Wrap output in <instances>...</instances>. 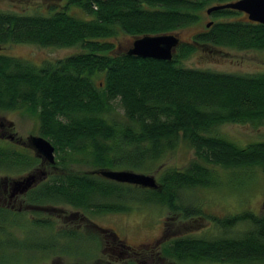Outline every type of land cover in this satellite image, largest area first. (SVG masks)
Here are the masks:
<instances>
[{"label": "trees", "instance_id": "16d2710c", "mask_svg": "<svg viewBox=\"0 0 264 264\" xmlns=\"http://www.w3.org/2000/svg\"><path fill=\"white\" fill-rule=\"evenodd\" d=\"M228 1L234 0H64L61 7L46 13L0 10L1 45L83 49L40 66L0 54V112L24 109L35 114L39 135L53 144L57 156L49 164L30 145L0 146L2 169L37 172V184L22 194L25 206L66 205L85 215L126 213L134 204L168 207L180 221L207 219L216 234L173 230L169 216L156 252V247L137 250L109 229L96 227L115 241L121 259L130 264H144L145 255L173 264H264V202L262 213L216 215L181 198L188 189L220 185L213 166L242 173L257 168L264 173V140L239 146L217 132L224 123L257 125L264 120V72L227 73L183 65L207 45L264 50V25L248 18L212 22L191 41L180 42L170 60L129 55L112 41L119 33L133 39L175 33L198 22L206 6ZM72 7L82 15L70 11ZM238 13L221 9L210 15L227 18ZM180 143L189 146L194 157L182 169L159 173L156 188L116 182L99 173L104 169L150 172ZM39 163L62 171L47 176L36 168ZM74 164L84 168L74 169ZM1 186L4 199L9 192ZM11 202L0 203V250L15 253L31 248L48 255L55 252L51 247L59 238L67 242L78 237L75 229L56 232L49 217L34 218L32 223L25 220L23 230L29 224L46 227L52 232L51 241L27 243L15 234L24 213Z\"/></svg>", "mask_w": 264, "mask_h": 264}, {"label": "rangeland", "instance_id": "374dc122", "mask_svg": "<svg viewBox=\"0 0 264 264\" xmlns=\"http://www.w3.org/2000/svg\"><path fill=\"white\" fill-rule=\"evenodd\" d=\"M63 3L64 0H0V10L19 13H46L52 11L51 9L61 7ZM207 7L201 11L198 22L180 28L175 32L181 42H189L194 35L207 30L209 26L207 27L206 23L209 21L216 22L223 19L244 21L247 19L246 14L240 11L238 14L227 18H215L206 14L205 9ZM70 11L82 15L73 7L70 8ZM112 41L119 51H124L131 46L133 38L125 33H119L118 37L112 39ZM81 51L83 49L78 45L42 47L29 43L0 44V54L18 57L36 66H40L45 60L54 61ZM183 65L227 73L251 74L264 72V50H239L224 46L207 45L192 53L183 61ZM116 109L121 113L119 107ZM0 117L11 120L13 128L8 132L21 138L26 146L28 145L27 138L29 136L39 135L38 118L35 114L20 109L2 111ZM217 132L237 145L244 146L253 141L264 140V120L257 125L224 123L217 127ZM10 145L15 144H11L2 136L0 137V146L11 147ZM193 157V150L185 143H180L172 152L155 164L153 168L157 166L156 169L146 173L154 175L157 180L159 173L169 168L182 169ZM55 158L57 159L56 154ZM70 167L73 168V166ZM213 167L216 169L221 184L216 187L195 188L184 191L181 198L185 203L191 201L200 203L206 213L216 215L233 214L244 210H250L254 213L263 212V172L257 168L242 173L240 169ZM36 168L45 170L47 176L50 172L58 173L62 171L60 167L52 168L47 163L43 165L39 163ZM77 168L83 169L84 167L82 164H74V169ZM28 172L34 171L27 170V168L9 171L0 167V186L2 185V189L3 186L9 188L13 180L25 176ZM1 179H4V182ZM18 195H15L17 197L14 200L11 199V203L16 210L24 213L22 221L15 225V234L18 238L25 239L30 244L42 241L50 242L52 232L46 227L35 228L32 224H29L27 230H23V228H26L25 220L32 223L34 218L44 219L47 217L55 223L56 232L60 229H75L78 237L69 239L67 242H65V238H59L60 241L54 247H51V250L55 252L49 251L48 255L46 252L31 248H24L15 253L9 250H0L1 264H130V262L121 259L122 257L118 252L120 248L115 241L106 237L105 233L96 226L109 229L130 247L137 250L144 247L143 250L146 251L156 247V252L159 250V242L163 239L164 222L169 216L173 217L169 221L173 230L177 228L181 233H196L198 235L216 234L215 227L207 219L196 217L180 221L175 214L169 211L168 207L134 204L133 208L126 213L93 214L85 212V215L84 211L66 205L40 208L25 206L22 194ZM5 198L8 200L7 194H5ZM89 237H93V239L96 237V240H89ZM63 242H65V245H60ZM64 252L67 254H64ZM90 253L93 254L92 257H86ZM144 258H148L144 264H173L156 257V255H145Z\"/></svg>", "mask_w": 264, "mask_h": 264}, {"label": "water", "instance_id": "95a60500", "mask_svg": "<svg viewBox=\"0 0 264 264\" xmlns=\"http://www.w3.org/2000/svg\"><path fill=\"white\" fill-rule=\"evenodd\" d=\"M221 9H233L244 12L249 20L264 25V0L228 1L208 6L205 12L210 15L212 12ZM211 23L212 21L207 22L206 26H210ZM179 43L180 39L176 33L143 35L133 39L131 46L127 49V53L142 58L170 60ZM30 143L43 161L49 164L55 162V147L48 139L41 135H31ZM99 173L116 182L129 183L147 188L157 187V180L151 174L124 169H104L100 170ZM41 174L44 175L45 173L42 172ZM37 178L36 172H30L19 179L13 180L9 197L11 198L15 195L26 193L35 184Z\"/></svg>", "mask_w": 264, "mask_h": 264}, {"label": "flooded vegetation", "instance_id": "af4514ba", "mask_svg": "<svg viewBox=\"0 0 264 264\" xmlns=\"http://www.w3.org/2000/svg\"><path fill=\"white\" fill-rule=\"evenodd\" d=\"M244 13V12H243ZM180 42H181V40H180ZM13 128V123L11 122V120H9V119H6V118H4V117H0V137L2 136V137H4V138H6V140L7 141H9V142H11V144H15V145H10V146H13V147H15V148H18V149H23V148H27V146H31V143H30V136L27 138L28 139V145L26 146L25 145V143H24V141H22L21 140V138H19V137H16L15 135H13L11 132H8V130H10V129H12ZM29 146V147H30ZM31 148H32V146H31ZM33 149V148H32ZM29 173V172H28ZM27 173V174H28ZM37 173V172H36ZM46 176V175H45ZM45 176H42V179L41 180H43V179H45V178H47V176L45 177ZM21 177H23V176H21ZM20 177V178H21ZM38 180V179H37ZM36 180V182H35V184H37V182L39 181H37ZM40 180V181H41ZM34 184V185H35ZM33 185V186H34ZM32 186V187H33ZM11 189V187H7V186H4V191L7 193V192H10L9 190ZM18 196H20V195H18ZM17 196H14L13 198H9V196H8V199H14V198H16ZM7 200H6V198H4V199H1L0 198V203H2V204H5V202H6Z\"/></svg>", "mask_w": 264, "mask_h": 264}]
</instances>
